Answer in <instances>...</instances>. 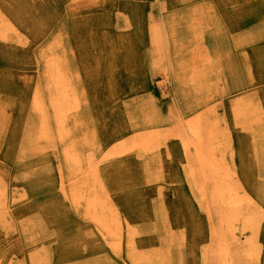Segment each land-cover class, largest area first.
Wrapping results in <instances>:
<instances>
[{"label": "rangeland", "instance_id": "rangeland-1", "mask_svg": "<svg viewBox=\"0 0 264 264\" xmlns=\"http://www.w3.org/2000/svg\"><path fill=\"white\" fill-rule=\"evenodd\" d=\"M227 263L264 264V0H0V264Z\"/></svg>", "mask_w": 264, "mask_h": 264}, {"label": "bare ground", "instance_id": "bare-ground-1", "mask_svg": "<svg viewBox=\"0 0 264 264\" xmlns=\"http://www.w3.org/2000/svg\"><path fill=\"white\" fill-rule=\"evenodd\" d=\"M95 4V3H94ZM51 58V57H50ZM59 58V57H58ZM60 60V59H59ZM47 61V60H46ZM62 63V62H61ZM49 76L52 78L53 82H55L58 86H60L61 90L60 92H64V97H65V92H67L68 94L66 95V97H69V91H68V87L66 85H64V83L62 82V69L60 71V64L57 61H49ZM63 67V66H62ZM48 69V67H47ZM66 70V69H65ZM64 70V71H65ZM47 74V73H46ZM64 75V74H63ZM194 77V76H193ZM68 84V82H66ZM49 84V83H48ZM54 84V83H53ZM54 87V86H53ZM50 88V86H49ZM51 89V88H50ZM59 89V88H58ZM55 90V89H54ZM70 90V89H69ZM71 91V90H70ZM37 92V91H36ZM53 92V91H52ZM57 92V91H56ZM59 92V91H58ZM72 93V92H71ZM62 94V93H61ZM54 95V93H53ZM56 95V94H55ZM51 99V98H50ZM54 99V98H53ZM57 100V99H56ZM60 102V101H59ZM68 102V100H67ZM38 103V102H37ZM242 104V103H241ZM236 105V104H235ZM251 104L248 103V107H250ZM244 107V106H243ZM247 107V106H246ZM38 108V107H37ZM251 108V107H250ZM40 109V108H39ZM238 109V108H237ZM45 110V109H44ZM46 111V110H45ZM238 111V110H237ZM61 112V111H60ZM68 112V110L66 111ZM63 114V113H61ZM58 116V115H57ZM62 116V115H61ZM64 116V115H63ZM60 118V117H59ZM62 118V117H61ZM60 118V119H61ZM56 119V117H55ZM62 120V119H61ZM193 120V119H192ZM63 121V120H62ZM64 123V122H63ZM193 124V126L188 124ZM186 131L188 133V136L190 137V139L192 140V142L194 143V150H195V155L197 158V161L199 163V172L201 174V178H197L195 180V178L192 176V179L194 180L195 183L198 182V184H200L199 186H202V192L208 189V187L210 188V195H211V199L214 200V202L220 204L222 207V214L221 216H223V214L225 213V209H228V207H230L231 211H232V218L235 219L237 217V215H234L233 210L237 204V198L235 196L234 193H232V189L231 188H225V185L228 182L229 179V175L227 172H224L223 167L221 166V164L218 162V154L216 153V150H214V148L212 146H214L215 143V137H214V133L213 131H211L210 129L207 130L206 124H202L199 123L198 120L196 121H186ZM61 126H64L63 124H61ZM210 127V126H209ZM207 130V132H206ZM62 131V130H61ZM206 132V133H205ZM182 137V136H181ZM142 140V139H141ZM188 144V142H186ZM210 147V148H208ZM190 175V174H189ZM72 178V177H71ZM89 180V179H88ZM227 186V185H226ZM206 194V193H205ZM241 200V199H240ZM239 200V202H240ZM238 202V203H239ZM241 204V203H240ZM226 206V207H225ZM241 206H239L240 208ZM235 211V210H234ZM237 211V210H236ZM240 213V212H239ZM248 215V214H247ZM229 216V215H228ZM230 217V216H229ZM246 218V217H245ZM244 219V218H242ZM246 220V219H245ZM236 221V220H235ZM250 221V220H249ZM226 222V221H225ZM224 222V223H225ZM226 229L228 230H232V225L230 224L231 222H226ZM122 232V231H120ZM117 236V235H116ZM218 249L219 251H224V243H222V240L218 241ZM229 252V251H228ZM226 253V252H225ZM228 254L226 253V256ZM225 256V257H226ZM228 264V263H227Z\"/></svg>", "mask_w": 264, "mask_h": 264}]
</instances>
